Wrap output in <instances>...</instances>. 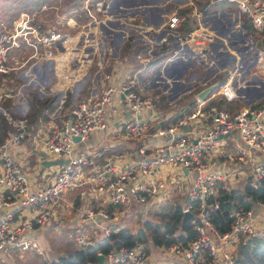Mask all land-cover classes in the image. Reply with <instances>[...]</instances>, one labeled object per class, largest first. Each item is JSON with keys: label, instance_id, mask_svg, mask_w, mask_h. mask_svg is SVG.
<instances>
[{"label": "built area", "instance_id": "built-area-1", "mask_svg": "<svg viewBox=\"0 0 264 264\" xmlns=\"http://www.w3.org/2000/svg\"><path fill=\"white\" fill-rule=\"evenodd\" d=\"M222 1L236 6L232 18L239 25L243 16L254 33L264 31V0ZM102 2H95L98 9ZM185 16L174 9L167 13L165 23L175 27ZM219 16L213 14L211 19ZM59 34L52 28L42 30L24 17L0 30V123L4 120L8 125L0 138V252L32 248L43 253L38 235L72 192L87 201V206H78L80 219L100 227L99 231L76 235L77 246H98L112 229L120 228L110 224L112 213L107 204L122 211L132 203L150 204L160 199L159 193L169 184L167 179L174 181L176 176L189 181L181 212L193 213L188 217L195 231L193 237L176 227L168 234L173 238L169 242L147 248L137 241L97 253H104L105 264H237L240 242L264 230V198L248 197V206H234L227 230L217 227L208 210L219 209L222 191L232 187L229 163H237L235 168L248 164L240 177L245 183L257 185L264 176V101L235 110L220 106L222 98H238L237 90L245 85L244 80H238V71L243 68L240 54L227 42L234 66L221 67V71H227L226 78L208 82L206 86L211 88L204 97L198 95L202 89L195 92L191 104L171 118L158 111L157 96L143 95L135 89L136 72L119 82L110 79L96 97L75 103L68 115L44 135L41 144L46 155L59 161L52 180L37 185L12 152V147L27 135L28 118L23 111L16 112L11 103L24 96L25 82L18 83L20 69L27 62L26 69L30 70L42 60L53 58L52 43ZM214 35L199 17L185 39L196 46L194 51L203 63L213 61L210 42ZM178 56L175 50L170 58ZM30 78H35L31 72ZM164 91L169 92L168 88ZM115 121L123 133L151 137V141L137 148V156L131 150L108 153L105 148L82 147L93 134L114 127ZM227 137L237 143L236 152L225 150ZM84 264H98V258Z\"/></svg>", "mask_w": 264, "mask_h": 264}, {"label": "crops", "instance_id": "crops-1", "mask_svg": "<svg viewBox=\"0 0 264 264\" xmlns=\"http://www.w3.org/2000/svg\"><path fill=\"white\" fill-rule=\"evenodd\" d=\"M112 2L109 3L107 11L101 14L104 15V18L107 16V19L103 20L107 22L106 25L109 30L106 31L101 27L102 29H100L101 32L99 34L101 39L99 37L98 43L100 48H103V44L106 48L99 53L98 65L94 69L92 81L88 82V85H86V82L89 73L82 78L77 77V79H73L71 76L65 81H63L64 75H61V81L63 83L60 84V87L54 88L55 69L50 67L52 64L50 61L38 63L31 69V74L35 75V78H30V72L27 73L26 67L21 68L18 73L19 79L22 78L25 82L23 85L24 96H21L16 103L12 102L11 104H13L16 112L21 113V111H23L25 114H29L28 132L25 139L18 145L12 147V152L23 164L25 171L34 179L37 185L48 183L53 178L56 162L45 164L44 160L51 161L55 158L46 155L41 142L49 128L56 123H60L68 115V98L69 105L72 108V106L79 101H87L96 97L104 84L110 79H112L113 82H119L130 78L132 74L136 72L135 89L143 95L157 96L158 111H161L164 117H175L179 109H182L185 105L191 104L195 92L203 89L208 82L218 81L227 75V71L220 70L221 67H224L222 64L229 65V63L232 62L230 61L231 58L228 56L230 48L228 44H226V41L230 35L229 39L232 36L240 38L243 36L242 26L237 25V28L234 29L235 24L238 22H234L233 24L228 22L225 17L229 16L226 14L217 18L214 17L215 19L209 17L207 20H203V25H206L210 31L215 34L213 40L210 42V59L218 65L217 67L213 61L211 63H203L202 59L199 61L198 59L200 57L194 51L196 50V46L189 42H185V39L189 37L192 31V29L189 30L187 26L183 25L185 18L175 27H169L168 24L165 23L167 13L176 9V5L167 7L165 2L159 1L148 2V4L127 2L124 4L125 6H123V4ZM128 4L132 9L131 15L138 11L142 12L140 18L134 19L129 14ZM117 6L124 8L126 12L122 13V10H118ZM188 6L191 7L181 8L179 11L187 10V12H185L186 16L188 14L195 16L194 11H197V4H190ZM81 7L83 6L79 8ZM111 19L114 20L112 23H110ZM197 20L199 21V18H195V25L198 24ZM228 43H230V40ZM200 47L199 45L197 49ZM202 47L205 48L204 45H202ZM252 48L253 51L256 50L255 45H253ZM175 50H178L179 56L175 59H171L170 57ZM244 50L245 49L238 50L240 52H238L240 54L238 57L243 63V70L240 68V71H238L240 76L237 78L240 82L244 80V78L250 79H248L246 86L237 90L240 94L238 98L228 100L221 99L223 103L228 104V106L234 110L243 106L256 104L264 98V80H252V78L258 74L257 67L260 58H256V52L252 53L248 50ZM42 64H44L43 67L41 66ZM254 66L255 70L249 73V69ZM220 73H224V75L220 76ZM167 79H169V81ZM250 80H252L253 83ZM27 81L29 82L27 83ZM72 81H74L73 85L71 83ZM34 87H38L36 89V100L41 99L46 94V96L53 94L54 91L58 90L55 98L53 95L49 96L53 98L51 103H54V106L45 109V111L40 109V106L34 108L30 107L27 100L24 99L26 95H30L29 88L32 89ZM166 88H168V93L164 91ZM187 94H190L188 98H186ZM58 103H62L63 105L59 107ZM160 104L163 106L161 107ZM126 115L130 116V113L127 112ZM115 125L114 127L110 126L103 131L93 134L82 144V147L89 150L105 148L108 153L112 150H131L134 152V156H137V148L141 144H149L151 141L149 140L151 137L139 138L134 135L123 133V131L118 128V121H115ZM4 129L5 128L2 127V134L4 133ZM225 141V150L236 152L237 143L230 137H227ZM41 151L45 154L44 158H42ZM236 164L229 163L228 166L231 174V188L238 184H245L240 177H242L243 169H246L248 164L235 168ZM96 198L94 197V202L95 200L98 202ZM85 203H87V201H85L84 197H80L76 192H72L68 194V201L62 203L59 209L65 212L69 209L76 208L77 212L75 218H81L78 206H85ZM106 206L112 213L111 219L117 218L118 214L124 212L117 206L110 204ZM56 220L57 213L51 222ZM73 221H75V219ZM120 226H123V224ZM124 226L127 225L125 224ZM40 234L41 231L39 235ZM42 237L43 236L40 235L41 242L44 244L45 241Z\"/></svg>", "mask_w": 264, "mask_h": 264}, {"label": "rangeland", "instance_id": "rangeland-1", "mask_svg": "<svg viewBox=\"0 0 264 264\" xmlns=\"http://www.w3.org/2000/svg\"><path fill=\"white\" fill-rule=\"evenodd\" d=\"M96 1L97 0H0V30L5 24H10L13 20L24 17L27 19H31V21L36 23V25L42 30L52 28L59 31L61 35L59 34L58 39H56L52 43L54 46L53 58L51 57L49 59L41 61V63L45 61H50L52 63L50 67H53L55 69L54 88H56L60 87V84L63 83L61 81V75H64L63 81H65L71 76L73 77V79H77V77L82 78L89 73L86 85H88V82L92 81L93 71L98 65L99 53L101 52V50H105L106 48L104 44L102 45L103 48H100L98 43L100 37L99 34L101 32L100 29L103 28L100 21L105 22L103 19H107V16H105L104 18V15L101 14L107 11L109 3L112 1L117 2L118 4H123V6H125L124 4H126L127 2L148 4V2L163 1L165 2L167 7H173V5H176V9L185 7L188 8L191 7L188 6L190 4H197V11H194L195 18L200 17L201 20H207L213 14L220 13L221 15H225L226 13H229L227 14V16H229L230 18H225L232 24L235 22V20L231 17L236 16V6L232 3H227L222 0H102L103 2L100 9L96 7ZM199 3L205 4V7H211L212 9H210L208 13L203 9L199 10ZM80 6L83 7L79 8ZM117 7L118 10H122V13L126 12L124 8H120V6ZM127 7L129 9L128 12L131 15V6L128 4ZM185 12H187V10H185ZM221 12H224L225 14H222ZM141 13V11H138L131 16L134 19L140 18ZM105 23L107 24V22ZM237 25L239 24L236 23L234 29L237 28ZM240 25L244 29L242 32L243 36H241V38L232 36L229 39L231 43V45L229 46H231L236 53L239 52L238 50L243 49H245L244 51L248 50L252 53L256 52V58H260L257 67L258 74L254 76L252 80H264V31L259 34L254 33L251 25L243 16H240ZM229 40L227 39L226 43L229 42ZM253 45H255L256 47L255 51H253ZM28 63L29 62L26 63V67L28 66ZM43 65L44 64H42L41 66L43 67ZM216 66L218 67L217 64ZM228 66L232 67L234 66V63L230 62ZM254 68L255 66L251 67L248 72L251 73V71L255 70ZM29 72H31V69H27V73ZM221 75H224V73H220V76ZM225 78L226 76L223 77V79ZM248 79L244 78V86H246V83H248ZM252 80L250 81L252 82ZM20 82L24 83V79L20 78L18 80V83ZM71 83L73 85L74 81H72ZM37 88L38 87H34L32 89L29 88L30 95H26L24 100H27V103L30 105V107L34 108L40 106L41 109L44 107L43 103H40L35 99V96H37ZM57 93L58 90L54 91L53 94L50 95H53V97L55 98V95ZM46 95H44V97H42L40 100H42L43 102L47 101L51 103L53 98L49 97L50 95ZM189 96L190 94H187L186 98H188ZM263 101L264 98L258 103ZM220 103V106L226 107L230 110H234L230 108L228 104L223 103V101H221ZM51 104L54 105V103ZM58 105L60 107L63 104L58 103ZM160 105L161 107L163 106L162 104ZM28 115L26 114L27 118ZM0 125L4 128L8 126L6 121L4 120H2ZM1 126L0 138L3 135L1 133V131L3 132ZM175 178L176 179L174 181L167 179L169 184L166 189L162 190L159 193L160 199L156 198L155 200H152L150 204L144 205L132 203L131 206L125 207V211L118 214L117 218L111 219L110 224H114L115 226L126 224L132 231L144 230V232L147 234L148 230L144 227L143 224L145 220H150L153 223L159 222L161 221L162 217L161 213L166 212L168 208L181 209L184 205L189 181L181 180L176 176ZM84 205L87 206V203H85ZM76 212V208L69 209L65 212L59 209L57 211V220L49 222L46 228H42L40 235L43 236L42 238L45 241L44 244L43 242H41L40 235L38 236L43 247V253H39L32 248L23 250L10 249L1 251L0 264H45L52 257H55L59 254H64L69 250L77 248L78 246L76 235L85 232L99 231L100 227H98L92 221H83L79 217L75 218ZM74 219L75 221H73ZM147 238L150 237L147 236ZM141 242L146 244L144 240H141Z\"/></svg>", "mask_w": 264, "mask_h": 264}, {"label": "trees", "instance_id": "trees-1", "mask_svg": "<svg viewBox=\"0 0 264 264\" xmlns=\"http://www.w3.org/2000/svg\"><path fill=\"white\" fill-rule=\"evenodd\" d=\"M199 4V10L203 9L208 13L212 9L211 7H205V4ZM182 11L185 12V10ZM194 22L195 16L188 14L183 21V25L191 30L194 27ZM36 101L43 103L44 107L41 108L43 111L54 106L50 102H43L40 99ZM67 106L68 109H71L69 98ZM248 197L264 198V176L259 179L257 185L246 182L243 185H235L229 190H223L220 196V208L208 210L210 219L220 230H227L230 226L231 209L234 206H248L250 204ZM161 216V221L159 222L153 223L150 220L143 222L144 227L148 230L147 234L144 230L132 231L128 226L123 225L117 230L112 229L98 246L77 247L64 254L52 257L48 262L51 264H84L87 260H95L98 251L106 252L108 249L119 247L120 245L131 246L141 240H144L145 246L149 248L150 245L171 241L173 238L168 234H171L176 227L187 231L188 237L195 235L189 218H183L181 209L168 208L166 212L161 213ZM147 236L150 238H147ZM179 236L182 237L183 235L179 234ZM236 258L237 264H264V230L262 233L253 234L242 240L238 246ZM48 262L45 264H48Z\"/></svg>", "mask_w": 264, "mask_h": 264}, {"label": "water", "instance_id": "water-1", "mask_svg": "<svg viewBox=\"0 0 264 264\" xmlns=\"http://www.w3.org/2000/svg\"><path fill=\"white\" fill-rule=\"evenodd\" d=\"M221 13L223 14L224 12H221ZM224 14H225V13H224ZM113 21H114V20L111 19V20H110V23H112ZM101 25H102V27L104 28V30H106V31L109 30V28H108V26L106 25L105 22H101ZM222 65H224V64H222ZM210 88H211V85L205 86L202 90L199 91L198 95L201 96V97H204L205 93H206ZM185 127H187V125H185ZM75 138H78V136H76ZM41 155H42V158H44L45 154H44L43 151H41ZM58 161H59V159H54V160H51V161H49V160H44L45 164H49V163H53V162H58ZM249 178H250V176H249ZM186 199H187V198H186ZM186 199H185V200H186ZM192 215H193L192 212H190V211H185V212L183 213V218L185 219V218H188V217H190V216H192ZM97 258H98V264H105L104 253H99L98 256H97Z\"/></svg>", "mask_w": 264, "mask_h": 264}]
</instances>
